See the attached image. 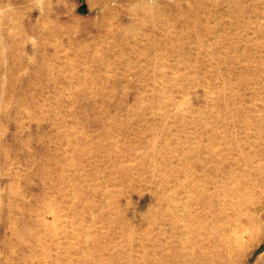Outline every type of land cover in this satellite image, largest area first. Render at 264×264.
<instances>
[{"label": "rangeland", "instance_id": "obj_1", "mask_svg": "<svg viewBox=\"0 0 264 264\" xmlns=\"http://www.w3.org/2000/svg\"><path fill=\"white\" fill-rule=\"evenodd\" d=\"M0 264H264V0H0Z\"/></svg>", "mask_w": 264, "mask_h": 264}]
</instances>
